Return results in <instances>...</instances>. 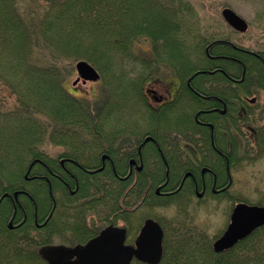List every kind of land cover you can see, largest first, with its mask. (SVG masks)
<instances>
[{
	"label": "flooded vegetation",
	"instance_id": "1",
	"mask_svg": "<svg viewBox=\"0 0 264 264\" xmlns=\"http://www.w3.org/2000/svg\"><path fill=\"white\" fill-rule=\"evenodd\" d=\"M224 22L227 34L195 52L208 66L140 68V122L107 120L56 155L0 171V264H47L42 247L82 246L114 228L133 245L147 219L163 250L165 225L189 223L192 205L264 206L231 192L234 174L264 157V49L235 43L247 29ZM170 207L177 213L165 224L141 215Z\"/></svg>",
	"mask_w": 264,
	"mask_h": 264
},
{
	"label": "trees",
	"instance_id": "2",
	"mask_svg": "<svg viewBox=\"0 0 264 264\" xmlns=\"http://www.w3.org/2000/svg\"><path fill=\"white\" fill-rule=\"evenodd\" d=\"M19 1L0 0V82L10 87L20 107L46 115L53 125L47 133L22 108L0 113V122L9 121L13 128L0 131L1 172L20 166V153L37 157L36 147L46 141L70 147L67 142L85 139L83 134L104 131L111 110L132 100L140 103V68L200 67L183 53L192 41L184 39L190 37L184 29L189 23L177 15L182 0H46L39 19L30 21L20 13ZM141 41L150 45L147 58L140 57ZM40 44L64 59L93 65L108 86L104 102L95 109L74 97L64 87L59 65L40 64ZM201 66H208L205 59ZM16 140L22 150L12 149ZM180 222L165 225L158 264H264V226L217 253L206 235Z\"/></svg>",
	"mask_w": 264,
	"mask_h": 264
},
{
	"label": "rangeland",
	"instance_id": "3",
	"mask_svg": "<svg viewBox=\"0 0 264 264\" xmlns=\"http://www.w3.org/2000/svg\"><path fill=\"white\" fill-rule=\"evenodd\" d=\"M182 2L183 3L178 5L181 10L177 15L183 19V21H187L185 25L189 23L184 29L187 30L189 28L187 31L190 37L184 39H188L192 42L188 43V49L184 48L183 51V53H186L184 55L188 61H191L197 66H201L203 54L198 53L196 56L195 52L197 49L201 46L202 51V45L205 43L204 41L213 38L214 35L218 36L219 34H227L229 27L224 22L221 14L222 9L225 7L231 8L248 24L247 31L243 34L232 35V40L235 43L249 47L250 49H264V0H182ZM47 3L48 1L46 0H21L19 1L18 8L20 13H22L25 18L27 17V21H30L31 19L38 20ZM181 30L183 31V29ZM138 46L140 47V57L147 58L150 56V45L147 41H141ZM37 56L40 64H55L61 67L62 75L65 80L64 87L69 90L74 97L92 104L94 106L93 108L104 102L108 94V91H106L108 86L106 87L103 85L101 78L98 82H86L85 84L78 83L72 86L73 81L77 77L75 63L79 60L72 61L64 59L53 54L41 44L38 46ZM157 66L161 68L167 67V65L164 64H159ZM160 73L165 74V71H160ZM137 107L140 110V103L132 100L130 103L124 105L120 112L115 111L116 113L112 114L108 119V124L119 123L131 127L135 123H138V121L140 122V113H137L136 117H134L133 114ZM16 108L22 107L18 105L16 97L12 94L10 87H7L0 82V113L4 114L8 111H14L15 113V111H17ZM24 110L32 114L31 109L28 108ZM32 116H34V120L38 122L39 126L44 130L46 129V132L48 133L49 128L53 125L49 123V118L43 114H32ZM11 129L13 128L9 121H6V123H4V121L0 122V131H3L2 133H5L8 130L12 132ZM2 136L7 137L6 134ZM12 145V149L16 148L22 150L18 140H16L15 143H12ZM61 150V147L52 145L50 142L46 141L36 147L37 153L35 155L39 156L42 151L48 152L49 155H56L61 152ZM1 155L2 154H0V156ZM32 158V155L29 156L20 153L18 160L20 166L14 167L13 172L23 164L25 168ZM233 178L235 183L234 186H232V193L235 192L237 196L246 198L252 203L264 205V157L261 160L252 163V165L244 167L239 174H234ZM233 205L234 202L231 204L227 201H224L219 205H210L208 203L200 206L192 205L189 211V224L196 228L197 231L206 235L212 243L225 229ZM176 213V207H170L168 209L160 210L145 209L141 212V215L148 214L147 216H149L150 214L151 216L160 217L163 224H165L163 219L167 218V220H170L176 216ZM131 264L139 263L133 260Z\"/></svg>",
	"mask_w": 264,
	"mask_h": 264
},
{
	"label": "water",
	"instance_id": "4",
	"mask_svg": "<svg viewBox=\"0 0 264 264\" xmlns=\"http://www.w3.org/2000/svg\"><path fill=\"white\" fill-rule=\"evenodd\" d=\"M222 17L234 29L245 31L246 21L229 8L222 9ZM77 78L82 83L97 82L100 74L90 63L79 60L75 63ZM264 225V206L238 203L232 209L230 221L223 234L212 244L214 252L233 247ZM162 230L158 223L145 220L133 245H124V230L114 228L102 231L85 245L75 247L44 246L40 255L47 264H131L133 259L147 264H157L162 256ZM109 247V248H108Z\"/></svg>",
	"mask_w": 264,
	"mask_h": 264
},
{
	"label": "bare ground",
	"instance_id": "5",
	"mask_svg": "<svg viewBox=\"0 0 264 264\" xmlns=\"http://www.w3.org/2000/svg\"><path fill=\"white\" fill-rule=\"evenodd\" d=\"M235 206H236V205H235ZM235 206H234V207H235ZM234 207H233V208H234ZM231 212H232V211H231ZM229 221H230V217H229ZM228 224H229V223H228ZM258 228H259V227H258ZM258 228H256V229H258ZM256 229H255V230H256ZM224 231H225V230H224ZM222 234H223V232H222ZM222 234H221V235H222ZM221 235H219L218 237H216L215 240L218 239ZM245 238H246V237H245ZM215 240H214V241H215ZM242 240H243V239H242ZM214 241H213V242H214ZM240 241H241V240H240ZM213 242H212V244H213ZM238 242H239V241H238ZM238 242H237V243H238Z\"/></svg>",
	"mask_w": 264,
	"mask_h": 264
}]
</instances>
